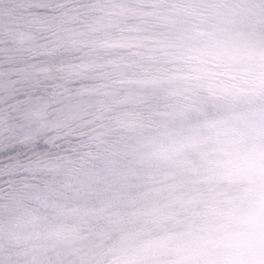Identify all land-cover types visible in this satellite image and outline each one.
<instances>
[{
	"label": "snow or ice",
	"instance_id": "obj_1",
	"mask_svg": "<svg viewBox=\"0 0 264 264\" xmlns=\"http://www.w3.org/2000/svg\"><path fill=\"white\" fill-rule=\"evenodd\" d=\"M243 121L264 193V0H0V264H220L152 161Z\"/></svg>",
	"mask_w": 264,
	"mask_h": 264
},
{
	"label": "clouds",
	"instance_id": "obj_2",
	"mask_svg": "<svg viewBox=\"0 0 264 264\" xmlns=\"http://www.w3.org/2000/svg\"><path fill=\"white\" fill-rule=\"evenodd\" d=\"M200 150L201 159L196 164L183 160L182 149L171 158L152 161L160 170L172 173H177L182 164L177 206L162 229L171 237L170 246L202 247L209 239H215L239 249L264 242V193L242 181L219 183L221 169L215 162L227 157L218 152L211 140L202 142ZM218 211L223 215H216ZM212 226L217 230L210 232Z\"/></svg>",
	"mask_w": 264,
	"mask_h": 264
},
{
	"label": "rangeland",
	"instance_id": "obj_3",
	"mask_svg": "<svg viewBox=\"0 0 264 264\" xmlns=\"http://www.w3.org/2000/svg\"><path fill=\"white\" fill-rule=\"evenodd\" d=\"M261 105L256 101H250L244 108L247 112L258 113ZM208 126H200L195 129V140L182 149L183 160L196 164L201 159L202 142L211 140L217 145L218 152L227 159L216 161L221 171L218 173L219 183H231L242 181L259 190L262 173L255 164L238 165L236 157L239 151L256 149L260 144V129L256 121H243L233 123H216ZM182 172V164L178 165L177 173ZM216 215H223L217 212ZM217 230L216 226L210 227V232ZM201 250L208 257L228 256L229 259H215L220 264H264V242L251 243L243 248L232 249L230 245L221 240L209 239ZM243 257V259H240Z\"/></svg>",
	"mask_w": 264,
	"mask_h": 264
}]
</instances>
